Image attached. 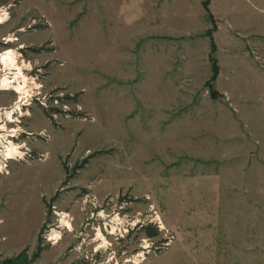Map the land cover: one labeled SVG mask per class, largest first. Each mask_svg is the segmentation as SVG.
<instances>
[{
    "label": "rangeland",
    "instance_id": "1",
    "mask_svg": "<svg viewBox=\"0 0 264 264\" xmlns=\"http://www.w3.org/2000/svg\"><path fill=\"white\" fill-rule=\"evenodd\" d=\"M0 11V54H20L48 96L17 124L31 157L0 175L1 261L264 264V0H0ZM15 98L0 92V108Z\"/></svg>",
    "mask_w": 264,
    "mask_h": 264
},
{
    "label": "built area",
    "instance_id": "2",
    "mask_svg": "<svg viewBox=\"0 0 264 264\" xmlns=\"http://www.w3.org/2000/svg\"><path fill=\"white\" fill-rule=\"evenodd\" d=\"M3 13V11H0ZM7 15V14H6ZM7 17V16H6ZM22 32V31H20ZM15 41H17L16 39H12L10 37L7 38H3L2 42L4 45H10L12 43H14ZM22 49L19 48L18 51ZM8 50L11 49H6L3 50L0 54V57H2L3 54H5L6 52L8 53ZM20 57V54H19ZM0 66H1V58H0ZM22 71L25 70L24 67H21ZM1 72V70H0ZM4 75H0V92H11L12 90H14L13 87V79L15 78V73H7L8 76V86L4 87L2 85V78H4L5 76V72H3ZM24 73V71H23ZM27 80V87H26V92L25 95H23V97H20L18 94H16V98L13 101L12 105L9 107H4V108H0V117H2V119H0V175H8V168H9V164L10 162H22L25 161L28 157H31V150L28 149L27 145L23 142L20 141V138L22 137V134L19 130L17 129V124L20 125V120L22 119L23 116H21V110L22 112L27 113V111H29V108L31 107V105L33 103H38L41 107H46L45 101H46V97L45 95H43L42 90L44 89V87L41 85L37 86V87H33L34 85H36V82L34 78H28L26 77ZM14 92V91H12ZM50 99H53V97H51ZM55 101H59L57 99H55ZM21 108L18 109V108ZM19 110V112L17 111ZM9 112L11 113V116L14 119H10L8 117H6V113ZM15 120V121H13ZM8 125H12L15 128H9ZM26 134V133H25ZM24 134V135H25ZM16 145L18 148V151L20 152V155H24V156H20L18 154H15L14 157L10 158L7 156L9 150L12 148V145ZM59 216V214H57ZM60 217V216H59ZM61 220V219H60ZM60 222V226H61V221ZM60 226H58L57 228H60ZM51 233L49 235H47L46 240L50 243H52L53 241H51L50 237H51Z\"/></svg>",
    "mask_w": 264,
    "mask_h": 264
},
{
    "label": "bare ground",
    "instance_id": "3",
    "mask_svg": "<svg viewBox=\"0 0 264 264\" xmlns=\"http://www.w3.org/2000/svg\"><path fill=\"white\" fill-rule=\"evenodd\" d=\"M7 22V17H6V13H2L0 12V26L4 25ZM1 58V66H3V69L0 68V70L2 72H5L8 70L10 73H15V78L13 79V87H14V93L18 94L20 97H23V95H25L26 92V87H27V80L25 77V74L22 71V68L19 66V55L13 51V50H8V53L6 52L5 54L2 55ZM8 76L7 74H5L4 78H2V85L4 87L8 86ZM37 87V85H36ZM18 109L21 110V108L19 107ZM19 112V110H17ZM21 116L24 117V113L21 110ZM6 117L10 118L11 120L14 119L11 116V113L7 112L6 113ZM0 119H2V117H0ZM15 121V120H13ZM20 152L18 151L17 146L14 144L12 145V148L9 150L7 156L12 158L15 156V154H19ZM21 157L24 155H20ZM60 218H61V226H65V228L68 231L72 230V225H71V220L69 219V216L67 214L61 213L59 214ZM69 220V221H68ZM119 224V223H118ZM114 227V226H113ZM100 233V231L98 232ZM60 234V232H59ZM59 234H57L56 231H53L52 235H51V241L54 242V245H57L58 241L60 240L61 236H59ZM62 235V234H61ZM100 237L103 239V245H107L106 240L100 235ZM98 239V238H97ZM100 242L101 240L98 239ZM143 255H139L137 258L142 257ZM137 261V259H136Z\"/></svg>",
    "mask_w": 264,
    "mask_h": 264
},
{
    "label": "trees",
    "instance_id": "4",
    "mask_svg": "<svg viewBox=\"0 0 264 264\" xmlns=\"http://www.w3.org/2000/svg\"><path fill=\"white\" fill-rule=\"evenodd\" d=\"M206 5L208 6V4L206 3ZM207 8V7H206ZM215 51V47L213 46V48H212V52H214ZM212 61H213V63H214V65H213V78L214 77H217V74H218V68H217V64H216V61H215V59L213 60L212 59ZM92 156H94V155H92ZM91 156V157H92ZM91 157H88V158H91ZM55 198V197H54ZM54 198H53V200H54ZM148 235L150 236V237H154V236H156V233H148ZM37 252L34 254V256H33V258H32V262H34L36 259H38L39 257H40V254H41V252L43 251L42 250V248L39 246L38 247V249L36 250ZM0 264H17V263H15V260H12V259H7V260H4V261H1L0 260Z\"/></svg>",
    "mask_w": 264,
    "mask_h": 264
},
{
    "label": "crops",
    "instance_id": "5",
    "mask_svg": "<svg viewBox=\"0 0 264 264\" xmlns=\"http://www.w3.org/2000/svg\"><path fill=\"white\" fill-rule=\"evenodd\" d=\"M26 202H24V204L23 205H20V208H22V211H23V214H26V210H27V207L26 206H28V205H26L25 204ZM25 221H26V219H25ZM25 225V224H24ZM20 229H22V226H20ZM24 229H26V228H24ZM7 238V237H6ZM5 238V239H6ZM17 239V241H16V243H13L14 244V246H15V248H16V251L15 252H17V253H19L20 251H21V249L23 250L24 249V247L25 246H27L28 244L26 243V241H24L22 238H19V237H16ZM5 239H3V237H2V239L0 238V244H1V242L2 241H4ZM7 240V239H6ZM14 246H12V247H14ZM0 250H1V247H0Z\"/></svg>",
    "mask_w": 264,
    "mask_h": 264
}]
</instances>
